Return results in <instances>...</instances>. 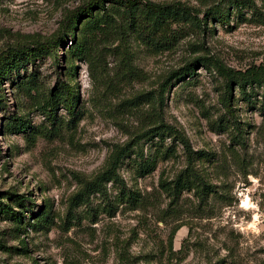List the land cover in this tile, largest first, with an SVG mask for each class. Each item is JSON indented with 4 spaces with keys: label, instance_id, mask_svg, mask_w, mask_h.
Returning a JSON list of instances; mask_svg holds the SVG:
<instances>
[{
    "label": "rangeland",
    "instance_id": "374dc122",
    "mask_svg": "<svg viewBox=\"0 0 264 264\" xmlns=\"http://www.w3.org/2000/svg\"><path fill=\"white\" fill-rule=\"evenodd\" d=\"M89 1L0 0V54L58 37ZM138 1L181 4L201 19L228 3ZM111 14L109 29L91 34L84 22L0 78V264H264V89L247 87V99L235 83L231 115L210 65L264 66V0L230 8L226 25L208 20L206 33L183 29L168 49L137 31V15ZM196 58L193 75L167 83ZM63 83L78 98L75 114L58 100L53 120ZM126 146L117 171L131 198L102 177ZM141 164L154 171L140 177ZM191 168L210 185L204 202Z\"/></svg>",
    "mask_w": 264,
    "mask_h": 264
},
{
    "label": "trees",
    "instance_id": "16d2710c",
    "mask_svg": "<svg viewBox=\"0 0 264 264\" xmlns=\"http://www.w3.org/2000/svg\"><path fill=\"white\" fill-rule=\"evenodd\" d=\"M248 0H227V4L224 6H218L217 8L210 9L206 12L204 18H200V14L195 11L193 8L183 6L181 4H158L154 2H141L138 0H90L86 2L81 7L77 8L74 12L69 14L62 26V30L58 37H54L52 40L47 42H34L28 45H22L18 48H11L7 51H4L0 54V78L10 75L13 71H16L23 64H26L35 59L41 57L43 54L50 53L54 48H56L63 40L64 37L69 35L72 31H76L79 27H82V23L86 22L85 28L87 27L91 34L93 32H100L109 29L112 27V21L114 19L111 12L113 9L119 11L128 12L130 17L135 18L137 25V31L144 33L148 37L150 43L163 49H168L173 46L179 39L183 38L182 31L186 29L191 31V34L197 33H206L209 31V23L211 21L218 20V23L221 25H226L229 22V12L230 8L238 9L239 4H245ZM108 5L112 8H107ZM124 10H123V9ZM111 9V10H110ZM111 11V12H110ZM209 20V23H208ZM180 27L174 30V26ZM183 26V28L181 27ZM81 45V44H80ZM78 45V49L79 46ZM81 47V46H80ZM81 50V49H80ZM78 51V50H77ZM203 58H196L190 64H188L183 69L174 72L168 79L167 83L172 82L174 79H179L183 75H193L194 66L202 62ZM213 68L216 69L218 74L225 80V96H224V105L228 110V113L233 115V106H232V91L233 85L236 83L239 91L243 94L244 97L249 99L251 95L247 93V87L251 89L262 88L264 89V66L251 67L245 72L235 71L232 69L226 68L220 62L215 61L210 64ZM166 83V85H167ZM54 98L51 99L50 105V116L55 117L56 112V101L62 100L65 103L67 112L70 116H74L76 104L78 98L74 93L72 86L70 84H61V87L57 89V93L52 95ZM163 96L160 103H163ZM262 110H264V95L262 100ZM234 117V116H233ZM236 130L240 129L237 126L238 122H234ZM181 141L185 146L187 151L189 163H193L195 153L192 150L190 143L184 138L181 137ZM131 150L129 146L122 148L121 150L113 154L111 160V166L108 171H106L102 177H105L106 180L111 179L115 182L120 183L123 186V190H127L125 182L120 178L117 169L121 160L127 155ZM154 171V167L151 164L148 165H139L138 173L140 177H145L151 174ZM186 172H190V168H187ZM191 174L197 178V193L200 194L201 202H204L208 196V191L210 185L206 184L191 168ZM183 176V175H181ZM188 178V175H186ZM184 177V176H183ZM182 178V177H181ZM190 183V182H189ZM183 183L181 180L176 182L173 192L177 195V192L182 186ZM183 188V187H182ZM100 192V191H99ZM127 195L129 198L132 196V191H124L123 194ZM13 198H18L16 195ZM20 201V202H19ZM19 205L24 209H29L31 201L20 197L18 200ZM11 210L8 206H3L1 211L7 213ZM13 220L18 224H23V215L16 214L13 216Z\"/></svg>",
    "mask_w": 264,
    "mask_h": 264
}]
</instances>
